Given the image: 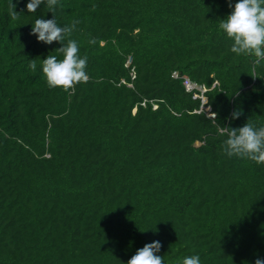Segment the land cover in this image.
Instances as JSON below:
<instances>
[{"label":"trees","instance_id":"obj_1","mask_svg":"<svg viewBox=\"0 0 264 264\" xmlns=\"http://www.w3.org/2000/svg\"><path fill=\"white\" fill-rule=\"evenodd\" d=\"M9 2L0 264H126L153 241L164 264L264 259V165L227 157L221 132L264 125V61L230 51L218 27L228 0H60L56 19L80 21L70 38L88 57V82L71 90L50 89L41 70L62 45L30 35L53 14L12 0L13 21Z\"/></svg>","mask_w":264,"mask_h":264},{"label":"clouds","instance_id":"obj_2","mask_svg":"<svg viewBox=\"0 0 264 264\" xmlns=\"http://www.w3.org/2000/svg\"><path fill=\"white\" fill-rule=\"evenodd\" d=\"M43 5L53 14L52 19L37 18L32 24L30 35L36 36L39 42L52 44L59 42L62 46L55 49L62 58L48 54L41 60L43 77L50 89L61 88L71 90L80 83L89 80L87 73V55L81 56L77 40L70 38L76 31L79 20H73L69 25L61 26L55 16L60 0H28V13H35ZM231 13L220 19L218 27L232 41L230 51L237 56H252L254 63L264 61V0H238L235 5L228 0ZM10 18L19 19L16 4L10 0L8 4ZM94 41H89L93 43ZM31 71L37 70L36 59L29 61ZM242 110L232 112L230 119H238ZM225 135L222 144L223 153L229 157L246 159L264 165V125L257 126L249 119L240 127H222ZM162 245L153 241L137 249L126 264H164V257L158 255ZM182 264H201L199 255L186 256ZM255 264H264V259L257 258Z\"/></svg>","mask_w":264,"mask_h":264},{"label":"built area","instance_id":"obj_3","mask_svg":"<svg viewBox=\"0 0 264 264\" xmlns=\"http://www.w3.org/2000/svg\"><path fill=\"white\" fill-rule=\"evenodd\" d=\"M185 88L187 91H191L194 87L190 85L187 81L184 82ZM203 93V92H202Z\"/></svg>","mask_w":264,"mask_h":264}]
</instances>
